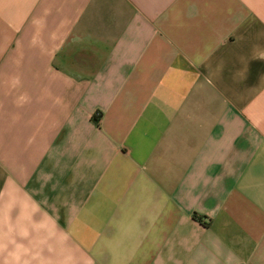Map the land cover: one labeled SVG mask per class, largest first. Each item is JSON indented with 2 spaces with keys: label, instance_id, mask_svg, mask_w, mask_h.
<instances>
[{
  "label": "crops",
  "instance_id": "0c3cea01",
  "mask_svg": "<svg viewBox=\"0 0 264 264\" xmlns=\"http://www.w3.org/2000/svg\"><path fill=\"white\" fill-rule=\"evenodd\" d=\"M0 264H264V0H0Z\"/></svg>",
  "mask_w": 264,
  "mask_h": 264
},
{
  "label": "trees",
  "instance_id": "16d2710c",
  "mask_svg": "<svg viewBox=\"0 0 264 264\" xmlns=\"http://www.w3.org/2000/svg\"><path fill=\"white\" fill-rule=\"evenodd\" d=\"M194 217H195L196 219H198L199 221L202 222V218H201V217H197V216H195V215H194Z\"/></svg>",
  "mask_w": 264,
  "mask_h": 264
}]
</instances>
